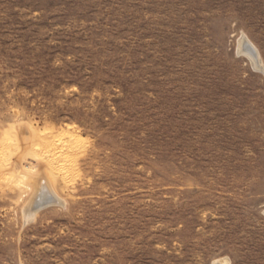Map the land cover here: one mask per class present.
<instances>
[{
  "label": "rangeland",
  "instance_id": "obj_1",
  "mask_svg": "<svg viewBox=\"0 0 264 264\" xmlns=\"http://www.w3.org/2000/svg\"><path fill=\"white\" fill-rule=\"evenodd\" d=\"M221 260L264 264V0H0V264Z\"/></svg>",
  "mask_w": 264,
  "mask_h": 264
},
{
  "label": "bare ground",
  "instance_id": "obj_2",
  "mask_svg": "<svg viewBox=\"0 0 264 264\" xmlns=\"http://www.w3.org/2000/svg\"><path fill=\"white\" fill-rule=\"evenodd\" d=\"M248 40L244 35H241L239 40V45H242L243 51L247 53L251 61L257 64V56L255 50L248 44ZM252 62V63H253ZM38 195L39 203H35V210H42L46 208L49 204H60V199L55 195V193L46 185L39 184L36 188V196ZM47 205V206H46ZM26 210L28 211V217H32L34 215L33 210L27 206ZM219 264H228L226 260H221Z\"/></svg>",
  "mask_w": 264,
  "mask_h": 264
}]
</instances>
